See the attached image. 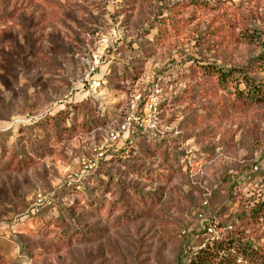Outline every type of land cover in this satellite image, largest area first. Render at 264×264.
Here are the masks:
<instances>
[{
  "label": "rangeland",
  "instance_id": "374dc122",
  "mask_svg": "<svg viewBox=\"0 0 264 264\" xmlns=\"http://www.w3.org/2000/svg\"><path fill=\"white\" fill-rule=\"evenodd\" d=\"M263 52L264 0H0V264H264V100L217 71ZM128 116L145 137L71 182Z\"/></svg>",
  "mask_w": 264,
  "mask_h": 264
},
{
  "label": "built area",
  "instance_id": "2783aa9c",
  "mask_svg": "<svg viewBox=\"0 0 264 264\" xmlns=\"http://www.w3.org/2000/svg\"><path fill=\"white\" fill-rule=\"evenodd\" d=\"M83 89L88 93L96 92L103 87V79L99 73V66L96 63L89 65L88 76L82 84ZM162 92V88L158 83L154 84L153 93L145 100L144 107L147 112H157L158 98ZM134 102L132 107H136V103L141 102V94H134ZM147 120V119H146ZM132 123L134 125L132 126ZM146 125L145 119L140 116H128L127 119L118 122L115 128L109 129L103 136L98 145L92 147L88 154L83 155L79 161V168L74 170L71 175L72 181H80L85 175L96 171L102 164V161L107 159L110 154L118 152L129 142V133L135 132L144 128ZM257 169V167H255ZM52 204V197L46 195L42 191L34 194V210L39 211L44 206ZM207 205V201L203 203ZM202 217V213H199ZM208 232H214V226L209 224L207 226Z\"/></svg>",
  "mask_w": 264,
  "mask_h": 264
},
{
  "label": "trees",
  "instance_id": "16d2710c",
  "mask_svg": "<svg viewBox=\"0 0 264 264\" xmlns=\"http://www.w3.org/2000/svg\"><path fill=\"white\" fill-rule=\"evenodd\" d=\"M257 62L258 63H257L256 68H258V70L264 74V52L258 57ZM217 71H218V79L221 80L222 83L226 84V82H228V81L235 82V86L238 89V90L237 89L236 90L240 94L241 97L246 96V98H248V99L264 100V81H263L264 78L263 79L262 78L257 79L256 77H254L251 69L243 67V68H239V69L227 68V69L223 70L221 68H218ZM242 84L244 85L243 87H241ZM144 137H145L144 134L133 135L132 138H130L128 144H126L124 147H122L118 152L110 154L109 157L107 159H105V161L111 162L114 159H116L117 157L122 156V154L128 148L130 149V147H132V145L134 144V142L136 140H138L140 138H144ZM185 166L188 169V162L187 161L185 163ZM100 168H102V167H99L96 171H94L88 175H85L82 178V180L89 181V179L93 178L92 177L93 174L96 173ZM74 188H77V187L75 186ZM51 197H52V204L49 206H44L40 210H42L43 208L50 207V206L54 205L55 198H54V196H51ZM263 204L264 203H262L258 208H260ZM40 210L35 211L34 205H33L32 212L34 214H36V212H40ZM222 243L223 242H219L218 244L215 243L216 245L214 244L215 246L214 245L212 246L213 247V249H211L212 252L216 250V251H218V253H220L221 250L223 249ZM232 246H233V244H229V248H232ZM243 250L255 252V250H257V249H254V245L251 244L250 247H244ZM189 255H188V258L186 257V260L184 261V262H186V264H205L204 261H202V257H200L199 252H195V254L191 255L190 257H189Z\"/></svg>",
  "mask_w": 264,
  "mask_h": 264
}]
</instances>
